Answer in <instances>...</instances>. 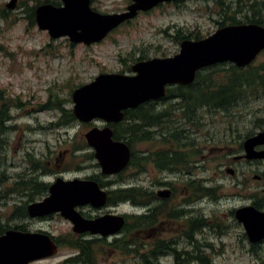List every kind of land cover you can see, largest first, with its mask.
Instances as JSON below:
<instances>
[{
    "label": "rangeland",
    "instance_id": "obj_1",
    "mask_svg": "<svg viewBox=\"0 0 264 264\" xmlns=\"http://www.w3.org/2000/svg\"><path fill=\"white\" fill-rule=\"evenodd\" d=\"M11 1L0 0V92L8 103L15 105L10 111L9 125L13 128L2 135L0 146V224H22L26 228L23 231L43 232L59 238L62 245L56 255L31 264H61L74 253L69 240L81 234L75 233L72 223L60 213L35 218L14 215L16 206L27 199L11 191L18 186L15 182L20 177L37 178L44 184L53 183L59 177L65 180L95 177L105 182L107 190L114 191L145 182L142 178L139 182H130L125 170L113 176L101 174L85 134L94 126L102 128L105 122L94 119L85 123L76 119L69 127H53L61 111L50 108L51 105L72 110L75 88L92 81L99 73H128L141 56L144 59L173 56L179 52L178 35L201 33L204 38L212 34L220 27L222 10L217 0L167 2L148 12H140L103 41L88 46L72 44L67 37L51 38L47 30L40 29L36 21H32L30 9L25 7L50 2L61 6V0H16L14 7L8 8ZM222 1L230 6L231 12L241 9L238 0ZM131 2L92 0L91 7L101 13H118ZM262 61L264 51L252 63ZM175 102V99H167L160 106ZM178 114L175 112L172 120L179 119ZM199 115H202L201 123L190 134L198 149L194 161L192 159L196 163L193 177L195 182L203 180V185L217 188L215 198L195 191V215H203L212 225L198 236L200 244L211 245L206 253L214 264H264V241L252 247L234 215L236 209L254 201L264 203V159H236L243 154L241 144L247 134L261 130L256 125L259 117L264 116V96L250 97L228 113L201 111ZM156 146V139L134 145L136 152H154ZM47 193L35 196L28 204L42 200ZM116 195L117 192L113 194ZM119 205L95 208L87 204L77 209L87 217H97L112 209H129L126 203ZM185 243L178 242V249ZM192 248V244L186 246L187 250ZM98 260V264H144L139 256L111 249H105ZM159 262L173 264V259L168 254Z\"/></svg>",
    "mask_w": 264,
    "mask_h": 264
},
{
    "label": "water",
    "instance_id": "obj_2",
    "mask_svg": "<svg viewBox=\"0 0 264 264\" xmlns=\"http://www.w3.org/2000/svg\"><path fill=\"white\" fill-rule=\"evenodd\" d=\"M62 5L45 3L36 6L35 21L51 38L67 37L73 44L92 45L105 39L122 23L134 19L165 2L177 0H132L122 12L101 13L91 7L92 0H61ZM16 0L7 7L13 8ZM264 50V25L257 23L229 24L219 27L201 39L185 38L179 52L170 57H154L136 61L129 73H99L92 81L77 87L72 93L73 115L80 122L103 120L102 128L94 126L85 134L94 151L101 172L114 175L125 169L130 160L129 145L113 137L109 124L121 122L129 109L166 96L167 87L187 86L194 82L197 72L207 67L232 63L237 67L250 65ZM264 130L243 142L247 160L264 159ZM234 173L233 169L229 170ZM107 191L92 179L61 177L50 184L48 195L28 204L29 217H45L60 213L68 219L78 234L109 236L120 230L124 217L105 214L95 219L85 218L78 206L90 204L102 207L107 203ZM248 241L264 240V210L253 204L235 211ZM59 245L43 232L8 229L0 235V264H31L56 255Z\"/></svg>",
    "mask_w": 264,
    "mask_h": 264
},
{
    "label": "trees",
    "instance_id": "obj_3",
    "mask_svg": "<svg viewBox=\"0 0 264 264\" xmlns=\"http://www.w3.org/2000/svg\"><path fill=\"white\" fill-rule=\"evenodd\" d=\"M245 1V2H244ZM221 7V17L218 22L219 26L226 24H240V23H257L264 25V0H238V9L231 12L230 6L226 5L224 1H216ZM244 2L243 7L241 3ZM57 5V3H52ZM248 6V7H247ZM29 8V17L32 21L34 19L35 6H26ZM244 7L248 11H244ZM244 12V13H242ZM241 13V15H239ZM184 38L201 39V33H194L190 35H178V43ZM144 59L143 56L136 60ZM219 66V67H218ZM168 98L175 99L176 102L170 105L160 106L156 102H147L142 104L137 109L128 110L124 120L113 126L114 138L125 141L128 145L131 144L132 150H135L134 145L143 140L157 139L161 136L166 142L169 137L182 138L190 136L201 123L202 115L199 112L220 111L228 113L230 110L240 105L242 101L250 97L264 96V61L252 63L246 67L239 68L233 64H217L207 69L200 70L197 73L195 81L188 86L175 85L168 88ZM14 104L8 103L7 99L0 92V146L3 142L2 135L11 127L9 125L12 120L11 109ZM55 108L61 111V117L57 122L52 124L53 127L71 126L76 121L72 110H65L58 104L51 105L50 108ZM175 112H179V119H173ZM179 125H174L177 123ZM188 125V126H187ZM193 126V127H190ZM261 130L264 129V116L259 117L256 125ZM156 130L157 133L153 130ZM199 129V128H198ZM197 129V130H198ZM250 132L247 136L254 134ZM159 139V138H158ZM242 146V144H241ZM136 152V150L134 151ZM198 149L195 154L197 155ZM91 155H94L92 153ZM92 158V156H90ZM34 170L36 167L33 168ZM264 178V173L262 174ZM23 178V179H22ZM95 178V177H91ZM97 179V178H95ZM98 180V179H97ZM102 185L105 184L99 180ZM203 181V180H202ZM202 181L196 180V192L203 191L199 195H209L216 197V187H204ZM18 186L12 188L11 191L18 192L20 196L26 197V201L21 205L16 206L14 215L19 218L28 216L27 204L34 200L35 196L45 194L48 191V184L40 183L37 178L20 177V180L15 182ZM264 188V187H263ZM117 192V196L113 194ZM109 202L124 201L126 191L110 192ZM253 204L260 209L264 208V203L254 201ZM212 227L209 224L208 218L203 215L197 216L195 220L196 234L195 238L191 240L193 245L192 250L176 253L175 248L172 247V242L164 240H139L129 239L123 236L112 241H107L106 238L91 237L85 238L83 235L77 236L69 240L70 247L74 253L61 264H98V258L104 253L105 249L119 250L124 254H132L139 256L144 264H160L162 257L171 255L173 264H214L206 250L211 249L209 243L200 244L198 236L207 228ZM14 228L19 230H26L22 224H15L12 226L0 224V234L6 229ZM246 236V234H244ZM55 241L62 245L59 238H54ZM177 243L175 246L177 247ZM258 245V244H257ZM255 244H252L254 247Z\"/></svg>",
    "mask_w": 264,
    "mask_h": 264
},
{
    "label": "flooded vegetation",
    "instance_id": "obj_4",
    "mask_svg": "<svg viewBox=\"0 0 264 264\" xmlns=\"http://www.w3.org/2000/svg\"><path fill=\"white\" fill-rule=\"evenodd\" d=\"M167 99L168 96L156 103L162 104L161 102H165ZM153 131L158 136V132L155 129ZM158 138L154 152L151 150L134 152L131 144L129 145L130 160L125 168V171L128 172L126 178L130 179V182L134 180L139 182L138 179L142 178L145 182L143 185L129 184L118 189V191L124 189L126 197L122 202L114 201L113 203L116 204L114 206L126 203L129 205V209L126 211L112 209L109 212L100 213L97 217L109 213L120 214L124 217V223L120 230L107 236V241L127 235L129 239L143 241H170L173 243L171 246L175 248L176 253L189 251L186 246L191 244V240L195 238L196 234L194 209L196 182L193 177L196 166V163L193 162L196 149L195 140L190 136L181 139L169 137L166 142L161 136ZM240 156L236 159H243ZM141 172L144 175H141ZM111 191L114 190H107L108 199ZM81 214L88 219L97 218ZM81 235L85 238L98 237L89 232ZM175 241L176 243L181 241L186 243L184 246L181 245V249H178L179 246H175Z\"/></svg>",
    "mask_w": 264,
    "mask_h": 264
}]
</instances>
